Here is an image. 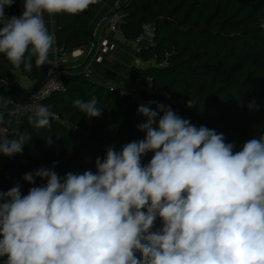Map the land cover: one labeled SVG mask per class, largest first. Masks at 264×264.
<instances>
[{
  "label": "clouds",
  "instance_id": "1",
  "mask_svg": "<svg viewBox=\"0 0 264 264\" xmlns=\"http://www.w3.org/2000/svg\"><path fill=\"white\" fill-rule=\"evenodd\" d=\"M14 2L0 0V54L30 72L33 58L37 67L48 62L55 43L45 14L76 15L97 0H24L19 16L6 15ZM156 103L137 109L145 138L108 148L95 172L62 178L42 167L23 180L45 185L27 195L19 183L0 191L3 264H264V135L234 152L223 133ZM74 107L89 118L102 113L95 97ZM33 111L30 124L51 126L49 106ZM15 136L0 134V154L21 153L31 140Z\"/></svg>",
  "mask_w": 264,
  "mask_h": 264
},
{
  "label": "trees",
  "instance_id": "2",
  "mask_svg": "<svg viewBox=\"0 0 264 264\" xmlns=\"http://www.w3.org/2000/svg\"><path fill=\"white\" fill-rule=\"evenodd\" d=\"M23 2L15 0L5 8L6 15L19 16ZM120 10L126 15L121 28L128 40L138 37L145 23L155 27L153 44L141 54L146 66L130 69L134 80L151 77L158 91L172 96L169 100L160 93L143 91L153 102V110L158 102L197 127L223 133L225 142L235 145L234 152L242 150L248 140L264 135V0H129ZM91 13L55 14V39L62 49L59 56L89 45ZM164 61L168 65L159 66ZM46 66L37 67L33 58L32 70L27 72L23 65L14 68L0 54V75L8 80H13V71L20 70L29 81L37 82ZM62 79L66 91L44 101L61 122L51 118L50 127L38 129L29 123L34 115L2 114L6 128L31 138L16 154V174L3 192L19 183L22 195H27L31 187L45 185L47 181L40 178L35 184L23 180L26 173L42 167L62 178L69 172H95L97 157L103 160L108 148L119 152L127 143L145 138L146 133L138 128L143 124L141 114L130 96L121 97L120 90L90 80L83 68L63 72ZM93 97L102 109L99 117L89 118L74 107L75 100L87 102ZM10 101L25 103L28 99L1 83L0 107ZM153 155L148 152L141 163L147 165ZM6 171L4 179L9 165ZM160 227L162 222L157 219L155 228ZM135 255L139 258L141 254ZM6 259L0 257V264Z\"/></svg>",
  "mask_w": 264,
  "mask_h": 264
},
{
  "label": "crops",
  "instance_id": "3",
  "mask_svg": "<svg viewBox=\"0 0 264 264\" xmlns=\"http://www.w3.org/2000/svg\"><path fill=\"white\" fill-rule=\"evenodd\" d=\"M121 1L123 0H103L94 7L90 17L92 36L89 45L80 49L84 51L81 52L82 54L76 51L75 55L61 58L59 64L63 67L74 68L88 59L86 66L91 70L90 80L118 90H128L134 87L143 90V84L136 85L134 82L130 69L134 66L144 67L146 63L136 55L131 40H128L125 35L111 32L106 26L107 17L118 9ZM45 23L49 32L55 34L57 29L55 14H45ZM55 57L53 45L47 64L53 66ZM12 76L13 80L15 79L24 89H29L34 84L25 78L20 70L13 71ZM8 108H0V114L7 112ZM8 165V156L0 154V181L7 175Z\"/></svg>",
  "mask_w": 264,
  "mask_h": 264
},
{
  "label": "built area",
  "instance_id": "4",
  "mask_svg": "<svg viewBox=\"0 0 264 264\" xmlns=\"http://www.w3.org/2000/svg\"><path fill=\"white\" fill-rule=\"evenodd\" d=\"M101 1H103V0H97V2L91 4L87 10L92 11L96 5L101 3ZM128 2H129V0H123V1L119 2L118 9H120L123 4L128 3ZM125 16H126L125 13L121 10L113 11L107 17L106 26L108 27V29L111 32L118 33V34L124 36V32H123L121 26L125 23ZM154 39H155V27H154V25L151 23H145L142 27V33L138 37H136L135 39L131 40V42L134 45L135 53L138 57H140V59H141V54L143 53L144 49L149 47L151 44H153ZM80 49L81 48L76 49L70 55H75L76 51H79L80 54H82L84 51H81ZM61 50L62 49L58 48V46L56 44V39H55L54 53H55L56 57H55V60L53 63V66H55V67L60 66L59 60L61 58H65L68 56L67 54H63L62 56H59L58 54ZM152 63H154V62H152ZM163 65H168V62L164 61L163 63L159 64V66H163ZM83 73H85V75L87 77H89L91 74V70L85 65L83 67ZM62 74H63V72L59 71L58 69L51 70L49 72V77H48L46 84L40 89V91H38L35 95H33L30 100H28L25 103H15L13 101H10V102H7L6 104H4L2 107H9L7 112L17 113V114L34 115V111H33L34 105L40 104V105L45 106L44 101L46 99H48L49 97H51L54 93L66 91V88H65V85H64V82L62 79ZM134 82L136 83V85L143 84V86H144L143 90H140L138 87H134V88L128 89V90L127 89L126 90H120L119 94L121 97L130 96L132 98V102L135 103L137 107H139L141 105H145V106H150L153 109L152 104L149 103L150 101L146 97L143 96V91H147L148 93H160L165 98L172 100V96L170 94H167V93L162 92V91H158L154 87V81H153V78H151V77H148L145 79L137 78L134 80ZM1 83H3V82L0 81V87H1ZM111 89H113V88H111ZM2 107H0V108H2ZM52 118L57 122H61L59 116L56 115L55 113H53ZM158 119H159V117H157V122H158ZM141 122L142 123L146 122V118L143 117L142 115H141ZM0 134L8 135V139H9V137H11L13 135H18V131L6 128L2 124V121L0 120ZM0 191H2V190H0Z\"/></svg>",
  "mask_w": 264,
  "mask_h": 264
},
{
  "label": "water",
  "instance_id": "5",
  "mask_svg": "<svg viewBox=\"0 0 264 264\" xmlns=\"http://www.w3.org/2000/svg\"><path fill=\"white\" fill-rule=\"evenodd\" d=\"M126 4V3H125ZM123 4V5H125ZM121 9V8H120ZM116 9V11L120 10ZM88 62V59L85 60L80 66L74 67V68H67L63 66L55 67L48 65L45 68V71L42 75V77L37 81L34 82L31 88L24 89L15 79L14 80H8L7 78L0 75V81L5 83L8 87L12 88L13 90L17 91L20 95H22L24 98H27L28 100L31 99L33 95H35L40 89L46 84L49 72L51 70L58 69L62 72H73L75 70L83 68L86 63ZM8 164H9V175L6 179L0 181V190H3L6 188L7 184L11 182V180L14 178L17 170V161H16V154H13L12 156H8Z\"/></svg>",
  "mask_w": 264,
  "mask_h": 264
},
{
  "label": "bare ground",
  "instance_id": "6",
  "mask_svg": "<svg viewBox=\"0 0 264 264\" xmlns=\"http://www.w3.org/2000/svg\"><path fill=\"white\" fill-rule=\"evenodd\" d=\"M82 69V68H81ZM89 78V77H88Z\"/></svg>",
  "mask_w": 264,
  "mask_h": 264
}]
</instances>
